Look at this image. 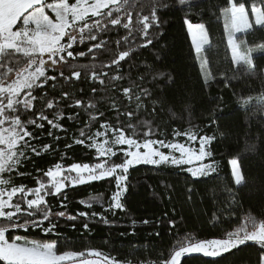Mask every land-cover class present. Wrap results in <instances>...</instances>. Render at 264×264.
<instances>
[{
    "label": "trees",
    "instance_id": "1",
    "mask_svg": "<svg viewBox=\"0 0 264 264\" xmlns=\"http://www.w3.org/2000/svg\"><path fill=\"white\" fill-rule=\"evenodd\" d=\"M129 4L135 22L137 14L150 15L153 0H129ZM225 6L227 0H194V4L188 6H181L179 0H161L156 7L159 27L153 25L149 29L152 44L141 47L147 38L139 33H133L124 41L122 37L128 34L127 30L117 26L116 30L100 37L108 42L110 52L96 50L95 59L92 54L68 57L72 67L58 65L54 72L50 71L48 74L55 75L57 80L49 81L44 87L54 108L47 109L43 102L37 101L34 111L43 110L49 119H53L57 112L63 113L58 122L67 131L52 129L61 137L54 140L47 135L51 127L47 121L43 122V129L29 126V130L39 137L32 143L41 152L39 156L29 153L31 159L18 169L28 175L14 174V183L35 188L37 179L47 181L44 173L57 163L68 167L73 163L91 165L100 162L93 147L86 146L92 141L80 137V129L91 135L98 130L103 131L100 125L107 122L124 128L128 135L131 129L127 124L138 119L151 122L156 135L150 138L154 139L172 141L174 130L190 128L201 135L215 136L210 146L212 156L205 163L214 162L216 171L196 178L186 170V165H137L129 169L128 190L122 197L125 210H115V214L105 211L116 191L114 177L68 186L64 189L67 199L46 197L53 213L51 219L57 225L53 232L46 234L41 228L11 230L7 233L9 239L20 235L38 241L54 240L61 252L94 249L116 257L122 264H159L183 237L220 239L249 215L258 221L264 220V105L258 102V98L264 96V51L257 48L264 42V30L254 29L238 35L253 47L256 65L255 74L239 71L231 61L227 46L221 15ZM185 20L194 25L204 24L208 31L210 46H205L206 50L202 52L211 74L207 84L200 73ZM118 39L121 41L119 46L116 44ZM97 42L85 41L74 44L73 48L75 52L82 50L87 53V47ZM125 50H130V56L121 62L119 70L124 78L110 81L109 77L117 74L113 71L115 66L110 69L102 65L110 63L114 56ZM93 64L97 72L109 73V77H102L108 86L107 91L104 85L91 79L89 69ZM74 71L80 72L79 79L73 75ZM134 83L147 87L152 93L144 101L147 107L138 113L134 95L130 101L123 93V89L128 87H132L134 93H140L141 87H134ZM94 88L96 92H93ZM65 92L68 93L66 98L63 96ZM248 98L251 101L246 104ZM77 99L83 101L81 107L68 106L74 105ZM150 100L158 103L153 105ZM89 101L96 103L95 109L86 108ZM113 102L121 112L133 111V117L120 115L118 123ZM153 107L156 108L154 113ZM91 114L97 115L96 121H91ZM214 117L219 119L212 123ZM140 131L137 138L143 139L147 128ZM77 138L84 139L85 143L76 144ZM175 140L184 143L186 137H175ZM45 144L52 147L44 151ZM163 151L168 153L167 149ZM232 158L239 159L244 175V184L238 188L230 168ZM122 159L123 153L118 151L112 162L120 163ZM89 202L92 207L87 206ZM62 203L64 207H61ZM60 211L77 218L68 220L56 216L55 213ZM80 212L89 215L82 217L78 215ZM93 212L99 215L92 216ZM100 216L106 217L108 222L101 221ZM145 220L149 223H143ZM44 223L48 224L47 221ZM85 223L88 229L84 228ZM261 251L264 250L248 242L219 257L186 256L181 264H257Z\"/></svg>",
    "mask_w": 264,
    "mask_h": 264
},
{
    "label": "snow or ice",
    "instance_id": "2",
    "mask_svg": "<svg viewBox=\"0 0 264 264\" xmlns=\"http://www.w3.org/2000/svg\"><path fill=\"white\" fill-rule=\"evenodd\" d=\"M160 2L161 0H153L150 15L137 14L134 22L129 0H0V264H122L116 257L99 250L61 252L57 241H38L20 235L9 239L7 233L18 229L28 231L30 228H41L46 234L53 232L57 225L51 219L53 213L46 197L67 199L64 194L65 187H75L113 177L116 191L112 194L105 211H111L113 214L115 210L124 211L122 197L128 190L126 181L129 169L140 164L181 166L196 163L195 167L186 169L196 178L209 176L216 171L214 162L204 163L212 156L210 146L215 136L201 135L190 128L185 131L174 130L172 141L154 139L150 138L156 135L151 122L138 119L135 123L130 120L127 124V128L131 129V134L128 135L125 134L124 128L114 127L107 122L100 125L103 131L98 130L91 135L80 129V137L92 141L86 146L95 148L100 162L91 165L73 163L68 167L57 163L44 173L48 180L37 179L38 186L35 188L14 183L15 175H28L19 172L18 169L31 159L29 153L39 156L41 152L37 145L32 143L39 137L29 130V126L34 125L37 129H43L45 127L43 122L47 121L51 126L47 135L52 136L54 140L61 137L54 134L52 129L67 131L58 122L63 113L57 112L53 119H49L43 110L34 111L37 101L43 102L47 109L54 108L53 101L47 99L44 86L49 81L57 80V77L48 73L54 72L58 65L72 67L68 63V57L92 54V58L95 59L96 50L110 52L108 42L100 37L103 33L116 30L117 26L127 30L128 34L122 37L124 41L133 33H139L147 38L141 47L152 44L149 29L153 25L159 27L156 7ZM179 4L188 6L194 4V0H179ZM162 6L167 7V4ZM221 15L224 19L232 63L243 73L255 74L254 49L238 37L237 33L246 34L254 29L264 30V0H227V6L221 9ZM185 23L199 58L206 50L205 46H210L208 31L204 24L194 25L188 20H185ZM85 41L98 42L88 46L87 53L82 50L75 52L73 45ZM120 43L119 39L116 40L118 46ZM257 48L264 51V42ZM129 56L130 50L121 51L110 63L102 65L110 69L115 66L113 71L117 74L110 77L108 72L102 70L97 72L96 65H91L89 69L91 79L104 85V90L107 91L108 86L102 77H109L110 81L122 80L124 77L119 74L121 62L126 61ZM203 63L206 65L208 61L205 59ZM60 75L63 76V71ZM73 75L77 79L80 78L79 71H74ZM205 83H208L207 79ZM134 87L141 85L134 83ZM96 91L94 88L93 92ZM123 93L130 101L134 95L137 113L147 107L144 101L152 96L147 87H141L140 93H134L133 88L128 87L123 89ZM63 96L68 97V93H63ZM250 101L251 98H248L245 103ZM149 102L153 105L158 103L155 100ZM258 102L264 105V96L258 98ZM82 103L83 101L77 99L74 105L68 106L79 108ZM112 107L117 111L118 123L120 115L129 118L134 115L133 111L121 112L115 102ZM86 108L95 109L96 103L89 101ZM155 111L156 108L153 107L152 112ZM99 115L102 116L103 113L100 112ZM97 118V115L91 114V121H96ZM68 119L71 120L72 117L69 116ZM218 119L219 117H214L212 123ZM88 126L90 127L91 123ZM144 128H147V131L143 132V139H138L137 137L141 135L140 130ZM180 136L186 137V142L175 140V137ZM74 142L84 144L85 140L77 138ZM197 142L199 147H193L192 144ZM122 145L127 147L116 148ZM51 147L45 144L43 150L47 151ZM161 149L169 151L165 153ZM118 151L123 153L122 162H112V157L117 156ZM230 164L234 184L238 188L244 184L239 159L232 158ZM64 206L62 203L61 207ZM87 206L92 207V204L89 202ZM55 215L66 217L68 220L77 218L73 215L66 216L64 211ZM78 215L87 217L89 214L80 212ZM91 215L99 214L93 212ZM100 220L108 222L104 216H100ZM45 221L48 222L47 225ZM143 223L147 224L149 221L145 220ZM170 223L175 226L174 222ZM84 228L88 229L87 223L84 224ZM248 242L264 250V220L258 221L249 215L242 224L220 239L195 240L191 236L183 237L173 246L168 257L162 259L159 264H181L182 258L192 254L219 257ZM257 264H264V251L260 252Z\"/></svg>",
    "mask_w": 264,
    "mask_h": 264
},
{
    "label": "rangeland",
    "instance_id": "3",
    "mask_svg": "<svg viewBox=\"0 0 264 264\" xmlns=\"http://www.w3.org/2000/svg\"><path fill=\"white\" fill-rule=\"evenodd\" d=\"M251 18V17H250ZM222 21H223V27H224V19H223V17H222ZM186 29H187V33H188V36H189V38H190V41H191V43H192V40H191V36H190V34H189V32H188V27H187V24H186ZM224 31H225V27H224ZM240 33H237V36L239 35ZM225 35H226V40H227V34H226V32H225ZM192 46H193V44H192ZM193 50H194V47H193ZM194 52H195V50H194ZM231 54V53H230ZM195 55H196V53H195ZM196 59H197V63H198V66H199V69H200V73H201V75H202V77L204 78V79H208L209 78V72H208V68H207V65H205L204 63H203V61L205 60L204 59V57H203V55H202V53L200 54V57L198 58L197 57V55H196ZM109 136H111V133H109ZM101 140L103 139V137H101L100 138ZM196 148H198L199 147V144H198V142L196 143ZM122 147L123 148H126L127 146L126 145H122ZM93 149L95 150V148L93 147ZM162 151H163V149H161ZM168 150V149H167ZM96 151V150H95ZM169 151V150H168ZM97 154V153H96ZM176 155L178 156L179 154L178 153H176ZM204 163H205V161H204ZM171 165V164H170ZM187 167H195L196 166V163H193L192 165H186ZM230 168H231V171H232V167H231V164H230ZM74 175V174H73ZM47 178V180H48V177H46ZM29 198H32V197H29ZM193 255V254H192ZM199 255H202V254H199Z\"/></svg>",
    "mask_w": 264,
    "mask_h": 264
}]
</instances>
